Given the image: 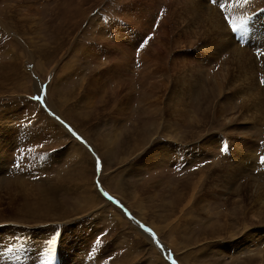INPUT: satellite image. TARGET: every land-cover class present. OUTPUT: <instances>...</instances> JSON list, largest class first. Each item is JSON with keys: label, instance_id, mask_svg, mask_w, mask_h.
<instances>
[{"label": "rangeland", "instance_id": "obj_1", "mask_svg": "<svg viewBox=\"0 0 264 264\" xmlns=\"http://www.w3.org/2000/svg\"><path fill=\"white\" fill-rule=\"evenodd\" d=\"M132 1V19L148 12V32L131 38L133 54L118 42L128 61L112 59L120 37L105 28L121 0H0V264H264L245 245L247 231L264 227V0H201L198 10L190 0ZM225 17L246 26L233 32ZM131 21L125 34L139 29ZM147 44L162 63L155 70L137 54ZM123 61L126 74L115 68ZM26 111L86 153L75 160L44 139ZM33 128L40 133L31 137ZM194 189L200 206L172 238L200 240L178 252L154 227ZM91 191L97 206L86 205ZM212 230L222 238L200 237ZM210 240L224 244L222 256L193 251Z\"/></svg>", "mask_w": 264, "mask_h": 264}, {"label": "bare ground", "instance_id": "obj_2", "mask_svg": "<svg viewBox=\"0 0 264 264\" xmlns=\"http://www.w3.org/2000/svg\"><path fill=\"white\" fill-rule=\"evenodd\" d=\"M122 1V7L121 8H123V9H120V11H121V13L120 14H118L117 12L115 13V14H113L111 17H110V19H109V21H107V22H109V24H107V26H105V28L107 29V27L108 26H111L110 28H115L116 29V33H118L117 35H115V36H113V38H116V37H120V38H117L116 40H114V44H112L111 45V48H112V54H111V57H113L112 59H114V60H117V59H119V60H128V58L130 57L129 56V54L128 55H126L128 52H126V54H124V55H120L121 53H120V47L118 46V42H123V43H127V44H129L130 46V49H131V53L130 54H133V49H134V44H132L133 42L131 41V38H132V40L133 39H136V38H138L139 37V35H143V34H145L146 32H148V28H146V27H142V24H144L145 22L143 21V19H144V17L146 18V16H147V14L146 13H148L146 10L144 11V8H142L143 9V11H144V17L143 16H141V15H139L140 16V19H136V18H133L132 19V14L134 13V4L132 5V3H133V1L131 2V0H121ZM204 1V0H203ZM211 1V0H210ZM192 3L195 7H196V5H200L201 4V0H190L189 1V3ZM204 3V2H203ZM136 4H138V3H136ZM120 5V6H121ZM192 5V6H193ZM137 6H139V4L137 5ZM206 6V5H205ZM210 6V5H209ZM195 7H191V9L193 8H195ZM214 7V6H213ZM223 7V6H222ZM137 8V7H136ZM197 9L196 10H198V6L196 7ZM204 8V7H203ZM140 9V8H139ZM141 9V10H142ZM205 9H206V7H205ZM211 9H212V6H211ZM215 9V8H214ZM132 10V11H131ZM210 10V9H209ZM213 10V9H212ZM143 11H141V12H143ZM201 11V10H200ZM204 11V10H203ZM202 11V12H203ZM206 11H207V9H206ZM205 11V12H206ZM140 12V13H141ZM195 12V11H194ZM192 13H193V11H192ZM208 12H206V14H207ZM210 13H212V12H209L208 14H210ZM213 15V13L210 15V16H212ZM152 16L153 17H155L153 14H152ZM134 17V16H133ZM149 17V16H148ZM131 19H132V21L133 22H135V23H137V26H138V30L140 31L141 30V33H137V29H135L134 28V30H135V32L136 33H134L133 34V30L132 31H127L126 32V34L124 33V32H122V30H123V27L126 25V24H128L130 21H131ZM210 19V18H209ZM151 20L153 21V18L151 17ZM150 20V21H151ZM131 21V22H132ZM216 21V20H215ZM146 23H148V22H146ZM164 23V22H163ZM136 25V24H135ZM150 25H152L151 23H148V27L150 26ZM144 26V25H143ZM246 26V25H245ZM151 27V26H150ZM161 27V26H160ZM217 27V26H216ZM109 28V29H110ZM102 29V28H101ZM120 29V30H119ZM214 29V28H213ZM111 30V29H110ZM137 30V31H136ZM112 31H113V29H112ZM110 32V31H109ZM130 33V34H129ZM162 33V32H161ZM160 33V34H161ZM212 33H213V31H212ZM223 33V32H222ZM133 34V36L132 37H129L130 35H132ZM214 34V33H213ZM219 34V33H218ZM216 35L215 34V36H216V38H218V39H220V41L221 42H223L222 43V46H221V49H224V50H226L227 49V47H229V45H230V43H229V41H226L225 40V38L223 39V37H224V34H223V36L222 35ZM111 35V34H110ZM113 35V34H112ZM214 36V37H215ZM96 38V37H95ZM213 38V37H212ZM228 39V38H227ZM156 41L158 42H155L157 45H161V41L160 40H158V39H156ZM231 41V40H230ZM93 42H94V40H93ZM101 42V41H100ZM88 43V42H87ZM87 43H82V45H84V48L82 49V54L84 55V56H89L90 54H92L93 53V50H92V47H91V41H90V43L89 44H87ZM112 42H110V44H111ZM225 43V44H224ZM97 44V43H96ZM95 44V42H94V46L96 45ZM195 45V44H194ZM206 45V46H205ZM203 47H205V48H209L210 50L212 49V47L210 46V45H208V44H205ZM212 45V44H211ZM215 45H216V48L217 47H219L220 48V46L217 44V42L215 43ZM123 46V45H122ZM188 46H191V44H189ZM156 47H153V49H155ZM137 49V48H136ZM151 48H150V46H149V44H147L146 46H144L143 48H142V50L140 51L139 50V54H138V56H140V58L145 62V65H143L144 66V69H146V68H150V69H157L158 68V65H161L162 63H160V59H159V56H157V51L155 52V54H154V50H150ZM201 49V48H200ZM209 49H205V51L209 54L210 53V50ZM203 50V49H202ZM122 51H124V50H122ZM137 50H134V52H136ZM220 51H222V50H220ZM96 52V51H95ZM152 53V55H154V56H150V53ZM160 52V51H159ZM223 52V51H222ZM77 53V52H76ZM79 53V52H78ZM161 53V52H160ZM184 53V52H183ZM215 52L212 50L211 51V54H214ZM218 53V52H217ZM225 53V52H224ZM187 54V53H186ZM67 55L68 54H66V57H67ZM126 55V56H125ZM193 55V54H192ZM220 55V54H219ZM164 56V55H163ZM70 58V57H69ZM182 58V60H183V63H185V64H187L188 65V67H189V69L191 68V67H193V65H192V63H191V61L193 60L192 59V56L188 59V56L187 57H185L184 55L181 57ZM130 59V58H129ZM218 59V58H217ZM62 60V59H61ZM128 61H130V60H128ZM131 61H132V59H131ZM225 61V60H224ZM63 62V61H62ZM70 62V64H73L74 62L73 61H67V62H65V63H63V65H62V69H63V73L65 74V72H67V66H68V64L67 63H69ZM73 62V63H72ZM124 62V61H123ZM77 63V62H76ZM75 63V64H76ZM116 63V71L117 72H119L120 73V71H123V72H125V74L127 73V72H129V70H130V65H128V62L127 63H125L121 68H119L118 66H117V62H115ZM246 63V62H245ZM123 64V63H122ZM65 65V66H64ZM119 65H121V64H119ZM225 65V64H224ZM70 66V65H69ZM100 66V65H99ZM103 66V65H102ZM96 67V66H95ZM112 67V66H111ZM98 68V67H97ZM114 68V67H113ZM184 68V67H183ZM40 69V68H39ZM171 69V68H170ZM61 70V69H60ZM66 70V71H65ZM52 71H53V69H52ZM72 71V70H71ZM151 71V70H150ZM44 73H48V70L46 71H43ZM114 72V71H113ZM62 73V74H63ZM97 73V72H96ZM103 73H105V72H103ZM116 72H114V74H115ZM63 74V75H64ZM69 74V73H68ZM150 74V73H149ZM63 75H61L63 78H65V76H63ZM98 75V74H97ZM116 75V74H115ZM120 75V74H119ZM201 75V74H200ZM71 76H73V75H71ZM124 76V75H123ZM254 76V75H253ZM61 77V78H62ZM82 77V76H81ZM88 77V76H87ZM98 77V76H97ZM127 77V76H126ZM117 78H118V75H117ZM201 78V77H200ZM115 79V78H114ZM60 80V79H59ZM122 80V79H121ZM188 80H190V78L188 79ZM193 80V79H192ZM234 80V79H233ZM86 81H87V79H86ZM113 81V80H112ZM181 81V80H180ZM61 82V81H60ZM83 82H85V79H84V81ZM111 82V81H110ZM164 82V81H163ZM192 82V81H191ZM233 82V81H232ZM97 83V82H96ZM182 83V82H181ZM191 84V83H190ZM217 84H219L218 82H217ZM173 85V84H172ZM116 86H117V84H116ZM183 86V85H182ZM186 86H188V85H186ZM85 88V87H84ZM115 88V87H114ZM188 88V87H187ZM107 89V88H106ZM105 89V90H106ZM189 89V88H188ZM126 90V89H125ZM174 90V89H173ZM250 90H252V88H250ZM255 90V89H254ZM84 91V90H83ZM82 91V92H83ZM172 91V90H171ZM184 91V90H183ZM190 91H191V89H190ZM114 92V91H113ZM187 92H188V90H187ZM166 93V92H165ZM78 94V93H77ZM118 94V93H117ZM174 94V93H173ZM125 95V94H124ZM50 96V95H49ZM173 96V95H172ZM46 97H48V95L46 96ZM76 97V96H75ZM124 97V96H123ZM125 97H126V95H125ZM171 97V96H170ZM63 98H64V96H63ZM86 98L89 100V98H88V96H86ZM128 98V97H127ZM132 98V97H131ZM60 99V98H59ZM66 99V98H65ZM79 100V99H78ZM129 100V99H128ZM177 101H178V99H177ZM121 102V101H120ZM170 102V101H169ZM85 103V102H84ZM116 103V102H115ZM66 104V103H65ZM83 104V103H82ZM118 105V104H117ZM36 106V105H35ZM38 112H39V110H37ZM37 112V115L36 114H33V113H31V112H24V114H25V116H23V118L28 122V124L31 126V128L35 125V127H37V125H39L42 129H43V131H44V134L42 133V135L44 136V139H51V140H54L55 142H57V143H61V144H64L65 145V150L67 149V150H70L71 151V153H72V156H73V158L76 160V156H79L80 155V153H82V152H84V153H86L84 150H83V148L79 145V144H77L76 142H75V140H73V139H71L72 141H67L66 140V137H65V135L64 134H66V133H64L63 132V130H61L60 129V127H58V126H56V125H54V123H52L53 121H50V119H44V118H41V116L39 115V113ZM33 114V115H32ZM44 116V115H43ZM24 120V121H25ZM26 122V123H27ZM33 123V124H32ZM66 127V126H65ZM34 130L31 132V137L32 136H36V135H38L36 132H39V131H35V128H33ZM40 133V132H39ZM30 136V135H29ZM72 138V137H71ZM68 140H70V139H68ZM15 143V142H14ZM5 144V143H4ZM16 144V143H15ZM9 148V147H8ZM63 149V148H62ZM10 150V149H9ZM12 150V149H11ZM64 151V150H63ZM186 151V150H185ZM8 152V151H7ZM187 152V151H186ZM1 155H2V153H1ZM164 155V154H163ZM80 157V156H79ZM188 157V156H187ZM8 159V158H7ZM182 159V158H181ZM1 160V159H0ZM80 160H82V158L81 159H79L78 160V162L80 161ZM8 161V160H7ZM77 162V161H76ZM146 162V161H145ZM3 163V162H2ZM8 163V162H7ZM83 163V162H82ZM154 164V163H153ZM7 167V166H6ZM221 168V167H220ZM3 170V169H2ZM222 170V169H221ZM0 171H1V169H0ZM224 173V172H223ZM3 175V174H2ZM225 175V174H224ZM201 176V175H200ZM0 177H1V175H0ZM226 177H227V175H226ZM201 178V177H200ZM198 179H199V177H198ZM202 179V178H201ZM231 180V179H230ZM10 181V180H9ZM13 181V180H12ZM1 185V184H0ZM5 186V185H4ZM191 187H194V186H191ZM1 188V187H0ZM3 189V188H2ZM191 190V189H190ZM222 191V190H221ZM228 191V190H227ZM194 192H195V189L189 194V196H187L186 197V199H185V201L184 202H180L178 205H176V206H173V204L171 203V206H170V208H169V213L167 212V213H165V215H163V221H165L166 219H167V221H165V223H163V224H159L156 228L153 226V225H151L152 227H154V229H156L157 231H159V232H164V234H165V236H167V238H169L170 239V241L175 245V247H176V249H177V251L178 252H180V250L181 249H186L185 247H186V245L188 244H191V242L193 241V238H191L190 236H188V240H187V244L186 243H182L181 242V240L179 241V242H176L173 238H172V236H173V232H174V230H177V228L179 229L180 227H181V225L183 224H181L180 225V223H181V221L184 219V218H186V215L188 214V211H189V209H191L193 206L194 207H197V206H200L198 203H196L195 201H194V199L196 198L195 196H194ZM95 193L93 192V191H91L90 192V199H87V202L88 203H86V205L87 206H90V207H93L94 205L95 206H97L98 205V203H99V199H98V197L97 196H95L94 195ZM238 195V194H237ZM236 196V195H235ZM5 198V197H4ZM86 199V198H85ZM84 199V200H85ZM95 200V202H94V200ZM5 200V199H4ZM194 201V202H193ZM203 202V201H202ZM91 203V204H90ZM43 208V207H42ZM192 210H193V208H192ZM140 212H142V211H140ZM140 214H142V213H140ZM168 216H167V215ZM141 216H144V215H141ZM185 221V220H184ZM260 224V223H259ZM258 224V225H259ZM163 225V226H162ZM183 226V225H182ZM164 227H166V229H163ZM187 227V226H186ZM135 229H138V230H136L137 231V234H138V232H140L141 234H143V235H145L144 233H143V231H141V229H139V227L136 225L135 227H134ZM256 228H258V227H256ZM211 232V233H210ZM208 234L207 233H205V235L202 233V235L200 236L202 239H206L207 237H210L211 239H213L214 240V238L216 239V237H221V233H219V232H215V231H210ZM249 232V234L248 235H246V240H247V243L245 244V245H247V248H249L250 246H253V248H250V249H248V251H253L255 248H257L258 249V251H259V253H261V259L263 260L264 259V242L263 241H261L263 238H264V227L262 226V229L261 228H259V229H250L249 231H247V233ZM175 233V232H174ZM232 234V233H231ZM208 235V236H207ZM230 235V234H229ZM251 236H255V241H253L254 239H252L253 237H251ZM193 237V236H192ZM222 238V237H221ZM197 238H194V241H193V243L195 242V241H197L198 242V240H200V239H197ZM213 240H210V242L209 241H206V244L204 245L203 243L201 244H198V246H196L198 249L197 250H193V251H195V252H198V251H200L201 253L202 252H204V251H206L208 248H212L213 249V251H215L214 252V255L217 257V256H222L223 255V253L225 252V250L226 249H224V244H219V243H214L213 242ZM217 240V239H216ZM219 240V239H218ZM260 244H262V247L261 248H259V245ZM261 246V245H260ZM232 248H234V246L232 247ZM239 248V247H238ZM247 248H245V249H247ZM189 252V253H194V252ZM254 252V251H253ZM205 253V252H204ZM216 253H218V255L216 254ZM256 253H258V252H256ZM199 255V254H198ZM190 255H188V252L186 253V255H184V257H185V259H186V257H189ZM207 256V255H206ZM199 257V256H198ZM203 258V257H202ZM182 259H183V257H182ZM184 259V260H185ZM72 260V259H71ZM96 260V259H95ZM73 261V260H72ZM60 262V261H59ZM79 263V262H78ZM77 263V264H78Z\"/></svg>", "mask_w": 264, "mask_h": 264}, {"label": "snow or ice", "instance_id": "obj_3", "mask_svg": "<svg viewBox=\"0 0 264 264\" xmlns=\"http://www.w3.org/2000/svg\"><path fill=\"white\" fill-rule=\"evenodd\" d=\"M213 2H215V0H213ZM225 19L227 20L228 24L231 25V30L233 32H238V31H241L242 29H244V26H245V23H246V20H241L239 21L238 23H234L231 19H228L227 17H225ZM147 39H150L147 38ZM147 39L145 40V43L147 42ZM139 54V53H137ZM261 83L264 84V80H261ZM33 100H39V101H43V94L41 95H37V96H34L32 97ZM67 126V125H66ZM69 127V131L70 132H73V135L76 136V138L78 140L82 139L81 137H79L71 128L70 126H67ZM261 163L264 164V158H261ZM101 170V165H100V161L97 160V171L99 172ZM103 195L109 200L111 201L113 204H117L118 205V202L117 201H114L113 198L107 193V192H104ZM141 227L143 228V225H141ZM145 231H148L147 229H145ZM173 264H175V262H173Z\"/></svg>", "mask_w": 264, "mask_h": 264}]
</instances>
